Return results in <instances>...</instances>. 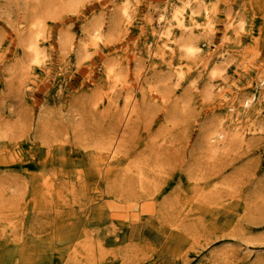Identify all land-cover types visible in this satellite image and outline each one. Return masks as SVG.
Wrapping results in <instances>:
<instances>
[{"label": "rangeland", "instance_id": "rangeland-1", "mask_svg": "<svg viewBox=\"0 0 264 264\" xmlns=\"http://www.w3.org/2000/svg\"><path fill=\"white\" fill-rule=\"evenodd\" d=\"M8 1L0 0V48L5 52L0 59V264H264V86L256 89L264 77V0H207L216 7L215 28L211 43L198 58L227 64L224 76L210 81L209 90L203 89L209 66L197 60L177 55L169 57L171 64H153L161 58L153 52L161 45L158 19L169 0H139L135 18L125 26V39L106 46L90 41L92 57L82 63H77L75 52L64 55L61 32L79 40L93 21L101 20L106 35L119 30L120 25L109 23L114 0L85 1L78 13L63 14L68 18L48 19L49 61L47 67L33 65L25 98L29 107L22 105L20 88L8 84L13 80L9 67L19 53L15 25L21 23L23 12L17 1ZM107 64H115L123 74L117 88L123 96L129 92L132 98L145 100L144 115L129 134L120 130L115 116L110 117V108L91 111L90 99L107 97L94 94ZM168 66L184 69L186 76L180 82L186 84L164 96L161 89ZM194 80L200 90L195 102L188 109L179 108L180 115L176 111L168 126L175 99L194 91L189 86ZM253 93L261 95L259 131L242 148L206 164L200 151H192L201 127L225 117L231 108L237 121L238 102ZM42 118L45 134L40 135L37 122ZM112 124L117 135L125 136L117 143L119 162L127 168L144 154L152 164L151 177L142 184L129 176L131 172L126 174L129 178L118 179L119 173L112 172L98 181H86L93 155L99 152L96 146L108 136ZM162 135L176 138L171 146L178 148H165L162 141L160 147ZM59 145L68 161L66 166H48L56 191L48 194L54 201H45L47 186L40 177L34 184L26 179L24 169L42 175L35 163L43 159L45 150ZM25 150H35L36 159H31L34 153L17 156ZM98 167L93 169L96 176ZM84 182L87 186L81 187ZM221 203L231 208L227 217L218 216L214 222L212 208ZM75 209L84 210L90 221L63 220L66 210ZM225 219L229 226H223ZM16 221L21 222L18 230L13 228Z\"/></svg>", "mask_w": 264, "mask_h": 264}, {"label": "bare ground", "instance_id": "bare-ground-1", "mask_svg": "<svg viewBox=\"0 0 264 264\" xmlns=\"http://www.w3.org/2000/svg\"><path fill=\"white\" fill-rule=\"evenodd\" d=\"M11 1V0H9ZM8 1V2H9ZM17 1L20 5L19 8L22 12V21H19L20 24L15 25L16 36L20 43L18 44L17 52H19L15 58L12 60L14 65L9 67V76L13 79L8 84L9 86L20 88L21 94V102L22 105H28V101L25 100L27 95V86L30 76L32 74V70L34 69L33 65H38L45 67L46 63L49 61V54L45 47V39H49V20L54 18V20L60 19L61 17H66L67 15H63L64 13L74 14L80 11V8L83 7L85 1L89 0H12ZM207 0H169L168 4L163 7L164 9L161 11L158 24L161 27L158 38H160L161 45L157 47L156 52H153L155 55H159V60H155V62H159L160 64H164L168 62L171 64L173 61L169 59V57L180 55L185 58H191L197 60V63H201L203 67L209 66L207 69L209 71V80H207L204 84V90H209L212 88V82L220 75L224 76L222 72L226 70L227 64H219L218 61H205L201 58H198V55L204 51V48L207 47L208 43L212 41V34H214L215 22L213 20L214 12L216 11V7L211 5ZM139 5V0H114V16H112V20L109 22L114 25H120L118 32L113 34V32L106 35L104 32V20L93 21L90 28L87 29L86 35L78 39H74L68 32H61L59 34V44L61 50L64 52V55H67L71 52H75L78 62L82 63L83 59L87 57H92L91 53V44L92 41L94 44L104 46L111 44L115 39L124 40L126 36L125 26L128 27L130 23H132L135 18V8ZM155 8L160 7V4H155ZM117 17V18H116ZM152 17L151 10H149L148 18ZM25 23V24H24ZM124 26V28H123ZM117 28V27H115ZM117 28V29H118ZM116 29V30H117ZM124 29V30H123ZM112 30V29H111ZM112 35V37L107 38ZM114 38V39H113ZM208 38V40H207ZM210 38V39H209ZM5 52L0 48V59H4ZM225 59H222L225 62ZM93 61V60H92ZM161 65V66H162ZM47 67V66H46ZM82 68H84L81 65ZM169 74L166 79L163 80L165 84L164 90L161 89V92L164 96L169 95L173 89H176L180 85H185L186 83L180 82L183 81L186 76V71L184 69H176L172 67H167ZM104 77H102L101 81L96 84V90L94 94L98 96L106 93V98L101 100V97L95 98L96 100L90 99L91 111L93 114L100 113V110L103 112L104 110L110 108L112 111L110 117H116L117 122L121 124V131L125 133L126 131L129 134V131L132 130L134 125L138 124L143 117V110L145 100L143 102L139 101L136 98H132L133 96L127 92L126 96H123L120 91L117 90L119 88L118 83H121V77L123 78V74L116 68L115 64H107L105 70L103 71ZM169 78V79H168ZM171 80V83L170 81ZM204 80V79H203ZM189 81L190 88L194 91H186L183 93V98L175 99L174 107L172 108V112L168 118V126L174 120V114L178 109H188L189 105L195 102L196 92H198L199 88L194 85H197V82ZM16 83V85H15ZM101 83V84H100ZM264 86V77L261 78L257 83V88ZM122 86L120 88H123ZM154 86L151 85V88ZM127 91L128 88L126 86ZM255 89V90H256ZM159 92L160 90L157 89ZM97 91V92H96ZM200 91V90H199ZM109 93V94H107ZM104 96V97H105ZM103 97V96H102ZM156 98V97H155ZM261 95L259 93H253L248 97L242 98L241 101L238 102L237 106L241 109L236 110L237 113V121L233 118V109L225 116V117H217L215 122L213 120H209L210 122H205L206 128L201 127L202 132L197 138L195 145L192 147V151H200V155L206 158V164H209L208 161H219L223 156H226L230 153H233L235 150L242 148L245 142H249L247 138L255 134V132L259 131L260 127H257V115L259 114L260 105H261ZM166 100V98H165ZM88 101L83 102L82 106H86ZM89 105V103H88ZM236 105L234 102L233 106ZM100 109V110H99ZM49 113H47L48 115ZM116 122V123H117ZM45 123L46 121L42 118L40 123L37 122V133L42 135L45 134ZM252 123L251 127L247 128L244 125ZM116 125V124H115ZM120 126V125H119ZM163 128V127H162ZM161 128V130H162ZM0 129H2L0 127ZM117 133V127L112 124L109 134L102 140V143H99L96 148L99 152L93 155L91 162L93 164V168H89L90 176L87 177L86 181L99 180L98 178L108 177L109 175L118 174V179L126 178L129 176H133V180H135L138 184H142L145 182L146 178L151 177L149 169H151V163L149 159L146 158L144 154L137 155L135 160H131L129 163V167L126 168L124 162L121 164L118 159V146L117 143L119 141L122 143L123 139L125 140V136L123 137ZM123 133V134H124ZM171 133V132H170ZM116 134V135H115ZM113 135V136H112ZM121 135V136H119ZM155 136V139H157ZM169 135V134H167ZM167 135H162L160 137L159 146L168 148H178L177 145L171 146L172 144H176V138L168 137ZM111 136V137H109ZM162 139V140H161ZM162 141V144H161ZM63 146L59 145L54 148V150H45L43 152V159H39L40 161L35 163L41 167L42 175L36 176L35 170H30L29 168L24 169L28 172L26 175V179L33 181L39 178L42 180V184L48 190L47 194L43 195V199L45 201L53 200L52 197L48 196V194L54 192L55 187L49 179V175L52 174L49 172L48 166L50 164L56 165L58 163L67 164V157L65 154L66 151ZM200 149V150H199ZM1 151V149H0ZM26 154L20 155L17 154L21 158V156H28L31 153H34L31 159H36V151L25 150ZM161 152V149H160ZM142 153V152H141ZM39 154H42L39 153ZM8 156V155H7ZM6 156V158H7ZM12 158V157H11ZM15 158V157H14ZM26 162V161H25ZM24 162V163H25ZM8 161H5V164L8 165ZM91 164V165H92ZM96 174L93 172L95 167ZM131 166L133 168H131ZM108 167V168H107ZM155 167V166H154ZM156 167L159 168L157 165ZM69 169V167H67ZM106 168V171L103 169ZM204 168V167H203ZM128 172H131V175H126ZM123 174V175H122ZM88 175V170L84 173V176ZM136 176V177H135ZM200 178H198V181ZM120 181V180H118ZM84 182L81 187L87 186ZM98 183H95V186ZM211 185L216 186V183H212ZM218 185V184H217ZM90 186V185H88ZM52 191V192H51ZM214 196L216 195V191L212 192ZM209 194V196H211ZM54 201V200H53ZM38 203V202H37ZM58 203V202H57ZM181 203V202H180ZM51 204V202L49 203ZM40 207V204H38ZM235 206V204H234ZM183 211H187V208L183 209L180 207L179 209ZM231 208L225 203L216 204L213 206L211 215H213V221L216 222L218 216L227 217L228 209ZM74 209V208H72ZM202 210L206 211L208 208L203 206ZM75 211L66 210V215L63 217V220L70 218L72 221L83 223L90 221V218H87V214L84 210L75 209ZM211 210V209H210ZM87 212V211H86ZM188 212V211H187ZM217 214V215H216ZM184 217H189L188 214H182ZM102 218V217H101ZM62 217L60 218V220ZM7 222H10L9 219H6ZM69 220V221H70ZM225 219L223 226H229L228 222ZM13 228L18 230V227L21 226L20 221L13 222ZM11 228V227H10ZM15 230L16 234L21 235V232ZM7 239V238H6ZM6 241H13L8 239Z\"/></svg>", "mask_w": 264, "mask_h": 264}]
</instances>
